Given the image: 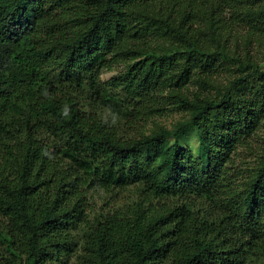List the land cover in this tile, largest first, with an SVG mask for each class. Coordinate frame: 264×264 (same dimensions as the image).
<instances>
[{"label": "trees", "instance_id": "1", "mask_svg": "<svg viewBox=\"0 0 264 264\" xmlns=\"http://www.w3.org/2000/svg\"><path fill=\"white\" fill-rule=\"evenodd\" d=\"M216 2L210 30L225 8L251 32L264 34V5H258L259 0ZM198 4L199 0H0L4 264H60L68 251L69 232L86 218V188L110 185L136 184L146 200L96 220L84 235L75 264H244L264 240V159L241 190L226 185L225 166L232 144L249 136L260 119L257 110L264 100L258 91L264 94V84L261 79L254 82L258 89L251 99L242 94L241 87L258 68L250 58L243 63L204 46L193 29ZM151 35L162 38L170 50H150ZM119 54L131 63L112 86L132 104L131 123L146 122L159 113L158 94L166 88L174 92L173 105L188 112L189 119L172 132L160 129L123 140L114 128L83 113L78 96L87 86L96 93L97 57ZM221 62L237 65L240 72L226 91L217 97L198 91L192 99L183 93L192 82L204 92L213 87L208 76ZM191 128L199 136L197 157L177 141L169 152H162L167 139H177ZM39 129L43 134L38 137ZM47 134L65 136L66 142L50 150L40 138ZM211 189L227 199V216L225 212L210 221L187 205L162 203L169 196L203 198ZM153 200L162 205L155 207ZM8 255L13 261H5Z\"/></svg>", "mask_w": 264, "mask_h": 264}, {"label": "rangeland", "instance_id": "2", "mask_svg": "<svg viewBox=\"0 0 264 264\" xmlns=\"http://www.w3.org/2000/svg\"><path fill=\"white\" fill-rule=\"evenodd\" d=\"M216 1L199 0L198 6L193 10L196 16V24L193 25V29L199 34L198 36L203 41L204 46H207L210 51L220 50L232 58L238 57L243 63H246L249 58L251 59L254 66L258 68L257 74L253 75L241 87L243 89L241 90L242 94L245 93L244 95L251 99L254 91L258 89V87H254V82L261 79V83L264 84V34L251 32L245 24L237 20L238 17L233 16V13L225 8H221L219 24L213 25L215 29L210 30L209 24L218 6ZM258 5H264V0H259ZM218 14L219 8L216 15ZM207 29L210 30L208 33L204 31ZM149 39L148 47L156 54H159L163 49L170 50V45L162 38L151 35ZM127 58L129 57L125 54H119L113 58L108 55L97 57L96 66L100 68L96 79L98 83L96 93H93L87 86L83 95L78 96V108L86 115L93 114L94 117L103 121L108 127L114 128L117 136L123 140L139 138L160 129L172 132L177 124L188 120L190 114L173 105L172 95L174 92L172 89L166 88L158 94L159 103L156 109L162 108L160 112L146 122L131 123L132 104L125 99L119 90L112 86L113 81L120 80L131 63L130 59ZM198 77L200 79V75L195 73L194 78ZM239 77L240 72L237 65L229 62L222 64L221 62L219 68L212 72L210 77L208 76V83L213 85L214 88L208 87L204 92L200 86L192 82L189 83L188 89L183 93L191 99L194 94H198V91L206 97H217L220 93L226 91ZM258 92V95L262 96L264 100L262 91L259 90ZM260 107L257 110L260 119L252 133L249 136H240L236 143L232 144L229 160L225 165L228 175L226 185L231 189L238 188V190H241L246 180L251 177L264 159V106ZM42 134L39 129L37 136L39 137ZM40 138L49 143L50 150L66 142V137L62 135L52 136L47 134L46 136H40ZM175 141L178 142L183 151H188L193 157L198 156L199 136L195 129L186 130L177 139H167L163 144L162 152H169ZM86 191L89 205L86 218L77 228L69 232V241L66 246L68 251L61 258L60 264L76 263V256L82 251L84 235L93 227L96 220L114 211L121 210L135 201L145 199L144 194L136 184L117 187L110 185L108 188L90 187L86 188ZM180 197H165L162 199V203L167 206L187 205L192 211L200 216L203 215L210 221L215 220V218H222L227 209V199L224 196H218L213 189L203 198ZM152 204L157 208L162 205L156 200H153ZM5 258V261H13L10 255ZM0 262L5 263L1 258ZM244 264H264V240L249 252Z\"/></svg>", "mask_w": 264, "mask_h": 264}]
</instances>
